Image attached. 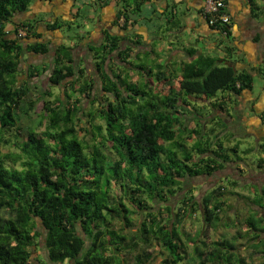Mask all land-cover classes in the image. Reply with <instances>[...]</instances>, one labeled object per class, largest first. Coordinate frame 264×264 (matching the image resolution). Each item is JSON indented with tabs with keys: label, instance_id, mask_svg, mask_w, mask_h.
Here are the masks:
<instances>
[{
	"label": "trees",
	"instance_id": "16d2710c",
	"mask_svg": "<svg viewBox=\"0 0 264 264\" xmlns=\"http://www.w3.org/2000/svg\"><path fill=\"white\" fill-rule=\"evenodd\" d=\"M77 1L81 2L77 18L83 5H114L117 20L123 18L121 29L126 30L139 22L142 5L149 0ZM33 2L0 0V264H33L34 260L43 264H148L154 258L149 251L154 242L166 255L161 264H254L230 239L206 244L200 238L201 229L195 234L183 230L186 217L197 213L202 223L219 225L228 203L223 196L228 191L236 193L220 184L200 203L186 182L212 176L235 163L228 151L236 152L238 144H225L220 134L223 129L225 135L229 133L227 124L219 116L218 121L202 118V110L208 105L230 114L233 98L238 103L244 92L253 90L254 73L219 64L207 54L155 68L150 53L138 52L131 59L133 46L127 43L122 48L126 40L136 43L130 34L105 29L100 44L83 47L93 55L91 74L86 59L74 55V46L64 40L56 45L45 40L36 20L14 21ZM205 16L209 21L210 16ZM74 23L59 20L47 26L62 30L73 28ZM8 25L13 29L8 30ZM211 26L230 34L231 24ZM20 29L25 34L19 35ZM84 36L73 37L80 39L75 46L81 45ZM116 52L132 70L126 67L116 72ZM30 55L41 62L21 66ZM47 56L52 57L49 64H45ZM47 70L50 84L61 90L55 100L47 98L53 96L51 89L43 92V99L34 98L38 87L30 79ZM256 72L264 79V66ZM97 85L104 91L103 102L95 91ZM73 95L75 100L68 101ZM80 96L91 100L93 107L85 114L89 128H84V137L77 128L84 115L80 114ZM96 102L100 106L94 109ZM32 111L40 114V122L46 120L45 130L31 126L23 130L21 113ZM186 115V120L194 119L193 126H188ZM259 116L264 120V110ZM98 118L101 123L96 122ZM23 132L22 141L11 140ZM225 141L230 143V138ZM11 144L17 148L2 150ZM259 148L264 152V143L259 142ZM257 164L264 167V156ZM242 181L232 176L229 184ZM258 184L242 185L250 186L256 195L253 202L264 210V186ZM178 194L182 200L177 212L170 205L165 206L168 215L152 210L155 200L165 203ZM245 224L247 240L256 247L264 245V212L251 213ZM40 239L43 246L34 256L33 246Z\"/></svg>",
	"mask_w": 264,
	"mask_h": 264
},
{
	"label": "crops",
	"instance_id": "0c3cea01",
	"mask_svg": "<svg viewBox=\"0 0 264 264\" xmlns=\"http://www.w3.org/2000/svg\"><path fill=\"white\" fill-rule=\"evenodd\" d=\"M224 1L226 11L232 17L230 34L208 23L203 12L205 0H149L142 5L139 22L126 30L121 29L123 18L117 20V8L114 5H98L95 8L89 4L86 5L88 15L83 20L88 30V27H95L94 33L85 34L80 46H75L73 41L71 46L77 49L87 47L94 35L103 40L104 30L108 29L114 34H130L136 43L126 40L122 48L129 43L133 46L131 54L150 53L149 60L155 61V68L175 62L180 64L200 54H207L216 57L219 64H233L237 69H247L257 74V68L264 66V0ZM80 4L77 0H34L27 12L14 16V21L36 20V27L43 33L44 39L52 40V43L56 41V45L68 36L63 30H49L47 24L59 20L78 23L79 17L75 14ZM7 29L12 30V25H8ZM115 54L116 72L126 67L132 70L129 63L120 59L117 52ZM135 54L131 59H134ZM246 94L244 92L239 97L242 100L245 98V107L251 110L261 103L264 110L263 90L252 102ZM246 117L250 120L252 116L249 114ZM260 119L263 121L261 116Z\"/></svg>",
	"mask_w": 264,
	"mask_h": 264
},
{
	"label": "rangeland",
	"instance_id": "374dc122",
	"mask_svg": "<svg viewBox=\"0 0 264 264\" xmlns=\"http://www.w3.org/2000/svg\"><path fill=\"white\" fill-rule=\"evenodd\" d=\"M87 1V0H86ZM82 6V5H81ZM82 13L79 17V22L75 23L73 28L68 29L67 27H64L62 30L63 33H65V36H68L66 39L65 37L63 38V42L68 44L69 46L72 45V41L75 44L78 42L79 38H73L75 35L83 36L86 33L87 25L84 24V18L88 15L87 13V7L86 5L82 6ZM90 30L94 33L95 27H88ZM90 35V34H89ZM85 39V36L82 40ZM92 43L100 44L101 37H96L94 35L92 37ZM80 40V39H79ZM56 41H54L55 43ZM74 51L76 55H82L86 61L88 62L87 69L89 70V73L93 74L94 70L90 66V62L93 61V55L92 53H88L86 51V48L83 50V48H76L74 47ZM83 51V53H82ZM133 53L132 55H134ZM46 62L45 64H49L51 61V56L46 57ZM136 63L139 62V60H134ZM41 60L38 59V57L35 56H27L26 59L23 60L21 66L28 65L29 63H40ZM77 62H79V59H77ZM85 62V60H84ZM125 65V63H122ZM83 66V65H82ZM86 66V64L84 65ZM139 73L142 71L139 70ZM143 73V72H142ZM90 74V75H91ZM131 74V72L129 73ZM48 75H49V70H47L45 73L40 75L39 77L31 78L30 83L33 85H36L38 89L34 92V98L39 97L40 99H43L44 97L42 96L43 92L46 90H52L53 96L48 97L52 100H55L58 95H60V88L59 86H52L50 82L48 81ZM145 75V74H144ZM146 76V75H145ZM23 78V77H22ZM264 87V79L261 78L259 74H254V86L253 90L251 92H247L246 96L250 97V101L256 100L259 94L262 93ZM95 91L99 92V96L103 102L102 94L104 91L101 90L100 85H97L95 88ZM79 95L80 93L77 92L76 95ZM221 94V93H220ZM76 95L72 96L71 99H67L68 101L72 102L75 100ZM82 99V113L84 114L82 117L81 121L78 122V129L81 137H84V128H89V124L87 120L89 119L88 116L85 114L91 110L92 104L91 100L84 98ZM240 101H242L240 103ZM245 101L242 100L241 98H238V103L236 102V98H233L234 105H229V112L224 113L220 112L218 109H213L211 106H208L202 110V113L205 114L203 115L202 118L206 119L209 117H214L217 121L223 119L225 123L227 124V130L225 133L222 131V136L221 138L224 140L223 142L229 146H234L235 144H238V149L235 151H228L230 154L231 159H233V162H230L227 164L226 168L223 170H220L216 172L212 176H207V175H202L199 177H192V179H188L186 182V186L188 188H192L193 194L196 196L195 200L202 203V199L204 195L208 192L211 191V189L215 188L216 186L220 184H225L227 186L228 190H235L236 193H231V191H228L223 197L227 200V206L224 207V211L222 212L223 215V220L217 225L216 227L211 226L209 224L202 223L201 221L197 220L196 218L199 216V214H193V217L188 218L186 217V220L184 221L183 224V230L190 232L192 234H195L198 229H201V235L200 238L206 243L210 244L213 240H219L223 238H227L235 242V244L238 247V251L242 256L247 257V260L249 262H254V264H264V245L261 246H255L254 242H249L247 239L248 237L244 236L246 232V224L245 220L246 218L254 212L258 213H263L264 210L260 208L255 202H253V199L256 198L255 193L252 191V189L249 187H244L242 184L243 183H254L256 184L257 182L260 183V186H264V167H258V159L261 158V156H264V152L259 148V142L264 143V120L262 121L259 119V115L262 113V104H258L255 106L253 109H249V107H245L243 105V102ZM105 103V102H104ZM38 106V105H37ZM99 103L94 104V109L96 107H99ZM201 114V111L198 110ZM251 115L252 117L250 120L246 119L247 115ZM202 115V114H201ZM257 115V116H256ZM185 121H187L188 126H193L194 119L191 120H186V118H189V115H186ZM191 116V115H190ZM219 116V117H218ZM201 117V116H200ZM41 116L38 112L32 111L30 112V115H26L24 113H21V121L20 125L22 126L23 130L26 131L27 127H36L38 131L45 130L47 122L45 119L41 121ZM213 119V118H212ZM198 120H201V118H198ZM97 123H101L102 121L98 118ZM186 123V124H187ZM212 123V122H211ZM209 124V122H208ZM213 124V123H212ZM256 124V125H254ZM211 125V124H210ZM26 135V134H25ZM90 139H93V136H89ZM230 138V143L228 141H225L226 138ZM13 138V137H12ZM24 139V132L21 134L18 139H11L13 142H18L22 141ZM215 140V137L214 139ZM235 143V144H234ZM17 147L13 144L10 146H3L2 150L4 152H11L15 150ZM237 164V165H236ZM236 166L242 167L240 171L236 169ZM255 170H259L258 172H255ZM226 174H230L228 179L230 180L231 177L233 176L234 178L242 179V183L240 185H234L232 186L229 184V180L226 178ZM182 195L178 194L176 197H172L168 202H161L155 200V202H152V210H156L157 212L161 211L163 214L168 215L165 210V206L170 205L172 208V211L177 212L178 207L181 204V199ZM157 201V202H156ZM228 205H232V207H228ZM136 218L134 219L135 222L138 221V216H135ZM226 223H229L226 225ZM262 238L264 239V233L262 234ZM43 246V241L40 239L39 240V245L38 246H33L34 249V256L40 254V249ZM32 248V249H33ZM150 252H153L154 258L148 263V264H161L163 258L166 255H163L161 246L154 242L153 245L149 248ZM191 251V249H190ZM41 256V255H40ZM132 258V257H131ZM43 259V257H41ZM44 261V260H43ZM33 264H43V262H38V261H33ZM44 264H46L44 262ZM49 264V263H47Z\"/></svg>",
	"mask_w": 264,
	"mask_h": 264
},
{
	"label": "built area",
	"instance_id": "2783aa9c",
	"mask_svg": "<svg viewBox=\"0 0 264 264\" xmlns=\"http://www.w3.org/2000/svg\"><path fill=\"white\" fill-rule=\"evenodd\" d=\"M205 14H208L210 25H225L232 23L231 15L226 11V3L224 0H205ZM25 34L23 29L19 30V35Z\"/></svg>",
	"mask_w": 264,
	"mask_h": 264
}]
</instances>
